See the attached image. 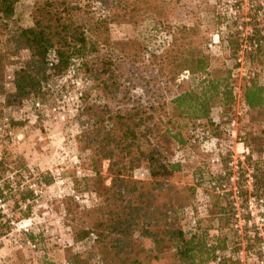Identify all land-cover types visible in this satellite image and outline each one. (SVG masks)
I'll return each mask as SVG.
<instances>
[{
  "label": "trees",
  "instance_id": "obj_1",
  "mask_svg": "<svg viewBox=\"0 0 264 264\" xmlns=\"http://www.w3.org/2000/svg\"><path fill=\"white\" fill-rule=\"evenodd\" d=\"M18 2L0 0V96L4 97L0 121L9 109L14 126L25 123L31 105L45 93L46 82L65 74L72 63H79L86 80L75 117L81 132L74 143L83 166L95 173L85 180V189L100 202L85 209L72 199L65 200L70 240L66 248H80L69 264H214L218 259L219 264H237V250L224 255L232 246L231 238H237L235 232H230L232 237L221 232L233 226L228 199L210 195L211 205L219 210L207 223L211 227L216 223L218 234L211 235V228L203 227L200 218L195 226L190 219L185 230L181 217L192 205L206 171L194 174L195 185L175 182L177 175L184 177L185 151L220 153L221 142L229 140L223 136L228 133L225 112L237 100L230 73L209 71L208 56L199 50L190 52L180 67L191 72L198 84L175 85L177 73L167 78L170 116L162 126L165 108L158 100L161 94H155L152 87L156 78L147 76L148 88L142 95L135 94L132 78L124 75L125 58L108 38L111 25L136 22L139 0H37L27 26L16 22ZM254 37L259 42L257 53L264 47V38L259 30ZM233 40L238 46V35ZM173 44L172 38L167 39L160 55ZM10 67L13 86L6 89L5 74ZM240 99L247 106L250 125L245 141L259 157L254 165V187L264 195V86L251 79ZM166 139L173 141L177 157L164 153ZM8 158L9 154L0 158V178ZM105 161H109L107 177L102 174ZM138 170H145L149 179H135ZM247 239L249 246L257 247L255 235Z\"/></svg>",
  "mask_w": 264,
  "mask_h": 264
},
{
  "label": "rangeland",
  "instance_id": "obj_2",
  "mask_svg": "<svg viewBox=\"0 0 264 264\" xmlns=\"http://www.w3.org/2000/svg\"><path fill=\"white\" fill-rule=\"evenodd\" d=\"M36 1L19 0L16 7L18 24L27 26L31 23V13ZM232 8L238 9L242 25L243 21L245 23V31H249L250 28H253V32L259 30L264 38V0H139L135 13L136 22L111 25L108 33L110 44L115 43L119 54L125 58L122 61V66L125 68L124 75L128 79L132 78L135 94L142 95V91L148 88L147 76L152 75L156 78L152 87L155 94H161L158 100L163 102L165 108L162 113V126L170 116L167 110V78L177 73L180 75L175 85L196 87L198 84L196 78H192L191 72L182 71L180 67V63L184 64L190 52L199 50L208 56L210 62L208 70L227 71L230 73V80L237 87L234 107L231 111L225 112L228 133L223 136L228 137L229 140L222 138L226 141L221 142V151L218 153L222 158V167L210 166L212 156L217 154L214 150L208 153L197 151L194 154L187 150L183 153L184 177L177 175L175 182L180 180L183 184L195 185L198 182L195 181L194 174L206 171V178L200 183L192 205L186 208L188 209L186 216L183 214L181 217V224L185 230L188 229L190 219L193 218L196 221L200 218L203 221L202 226L208 227V220L218 212L217 206H213V203L211 205L210 195L216 194L211 187H208V183L214 177L218 178L220 171L227 170L226 164L232 155L242 156L243 149L239 143H244L249 151L240 165L241 189L243 193H247L248 188H243L244 176L250 174L253 177L254 194L264 197L257 194L254 187L255 175H257L254 165L259 157L256 153H252V147L245 141V134L249 131L250 125L246 114L247 106L240 99L242 88L251 79L257 80L264 86V47H260L262 50L259 49L254 54L249 53L248 45L241 47V44L245 45V39L237 29L239 20H235L231 15ZM237 35L238 46L233 43ZM171 38L174 40L173 47L160 55L163 44ZM249 39L253 41L258 38L251 35ZM215 41H219L218 44L212 45ZM235 48L236 51H233ZM239 58L243 59L242 64L238 62ZM176 88L174 86L173 92ZM39 98L45 103L51 102L46 93ZM0 103H4L3 96H0ZM27 114L28 120L22 125L15 126L17 138L14 144L0 150V158L9 154L8 166L0 178L4 187L0 189L5 192L3 196L12 209L13 217L18 220L31 219L34 223L31 238L38 239L41 235V239H38L39 250L36 252L17 250L6 240L1 241L0 264H45V262L69 264L71 255L80 248L74 247L73 251L66 248L70 241L66 230L69 220L65 216L63 204L65 200L72 199L85 209L98 205L100 201L97 195L85 189V180L95 176V173L83 166L80 159L82 154L74 143L81 132L78 118L68 123L56 124L46 116L34 115L31 110ZM233 122L235 125H232ZM233 135H236V138H233ZM163 151L168 157L178 155L174 151L172 140L164 141ZM262 157L264 158V154ZM12 161L14 163H11ZM108 168L109 161H105L102 168L104 177L108 176ZM142 172L144 173L145 170H138L134 178L141 181L148 180V174L141 177ZM34 183H37L38 187H28ZM110 183L111 179L108 178L106 184L110 185ZM34 189L38 191V195L32 192ZM28 199L31 203L25 208L24 200ZM208 205H211L209 209ZM232 217V228L229 226L221 232L227 235L235 232L237 238H231L234 245L230 242L232 246L224 255L232 254L237 250L235 254L237 264H263L259 250L260 240L256 236V252L255 247L249 246L247 239L249 235L255 234L247 229L242 231L237 229L234 214ZM1 221L0 237L10 230V226L2 217ZM214 225L217 226L216 223H213L212 227L209 226L211 235L219 233ZM220 261L218 259L214 264H219Z\"/></svg>",
  "mask_w": 264,
  "mask_h": 264
},
{
  "label": "built area",
  "instance_id": "obj_3",
  "mask_svg": "<svg viewBox=\"0 0 264 264\" xmlns=\"http://www.w3.org/2000/svg\"><path fill=\"white\" fill-rule=\"evenodd\" d=\"M232 17L235 20H239L237 29L241 33V36L245 39L244 44L241 47H250L249 53H253L258 48V40H250L249 37H254L253 28L249 31H245L244 21L243 25L239 17L238 9L232 8L230 10ZM250 19V18H249ZM248 19V20H249ZM251 22V19L250 21ZM219 40V35L216 36ZM219 41H215L214 44H218ZM210 45V47L212 46ZM247 47V48H248ZM238 62L243 63V59L239 58ZM52 66V64H51ZM5 88L10 89L13 86V70L7 69L5 74ZM86 87V80L83 77L79 63H72L65 74L60 76L51 77L44 86V92L50 98V103L43 102L41 98H37L31 105L33 106L34 115L46 116L50 121L59 123H68L73 120L79 108L81 107L82 99L84 97V89ZM22 113V112H21ZM20 118V114L18 115ZM13 114L8 109L5 110L3 118L0 121V150L4 147L14 144L17 136L15 132V126L13 124ZM235 125V122L232 123ZM236 138V135H233ZM242 146V156L232 155L230 161L226 164L227 170L220 171L218 178L214 177L208 183V187L212 188V191L216 195L227 197L230 202V206L233 210L234 218L236 220V228L239 230L247 229L260 240L259 250L261 255V261L264 264V197L257 196L253 192V177L252 175L244 176L243 188H248L247 193H243L240 185L241 172L240 165L242 164L245 154L248 153V148L244 143H239ZM211 167H222V158L220 154H215L210 160ZM231 172V173H230ZM146 172L140 173L141 177H144ZM214 176V175H213ZM0 187H4L0 182ZM28 187H38L37 183L31 184ZM35 195H38V191L34 189L32 191ZM5 193L0 189V215L2 219L10 226L9 232L0 237V242L5 241L11 243L17 250H30L36 252L39 250V244L33 238V222L31 219H15L12 209L6 198L3 196ZM31 200H24V207L26 208ZM192 226L196 225V219H192Z\"/></svg>",
  "mask_w": 264,
  "mask_h": 264
}]
</instances>
